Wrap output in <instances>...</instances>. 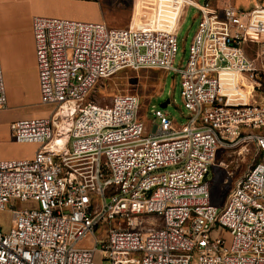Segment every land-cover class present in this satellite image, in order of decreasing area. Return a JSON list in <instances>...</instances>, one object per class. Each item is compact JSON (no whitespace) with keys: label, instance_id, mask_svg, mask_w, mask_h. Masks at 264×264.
<instances>
[{"label":"built area","instance_id":"obj_1","mask_svg":"<svg viewBox=\"0 0 264 264\" xmlns=\"http://www.w3.org/2000/svg\"><path fill=\"white\" fill-rule=\"evenodd\" d=\"M189 6L199 21L175 68ZM31 24L40 102L51 110L9 126L12 140L37 149L0 159V211L12 213L0 264H264V77L245 49L264 44V7L134 0L125 27L41 15ZM124 69L178 74L186 121L155 108L147 130L137 94L89 99ZM235 146L255 157L213 204L209 171L219 149Z\"/></svg>","mask_w":264,"mask_h":264},{"label":"crops","instance_id":"obj_2","mask_svg":"<svg viewBox=\"0 0 264 264\" xmlns=\"http://www.w3.org/2000/svg\"><path fill=\"white\" fill-rule=\"evenodd\" d=\"M105 1L109 4L114 2ZM124 1L126 5L127 2ZM102 2V0H0V61L7 96L6 106L0 109V159L31 158L37 145L12 140L10 123L20 119L45 117L51 110V105L40 102L32 17L36 15L64 17L109 24L108 11L103 8ZM129 2L132 8L134 0ZM205 2L212 8H222L226 4L242 9L264 6V0H204L203 3ZM139 3L140 0H135V4ZM130 17L131 14L127 23L121 24L122 27L128 25Z\"/></svg>","mask_w":264,"mask_h":264},{"label":"rangeland","instance_id":"obj_3","mask_svg":"<svg viewBox=\"0 0 264 264\" xmlns=\"http://www.w3.org/2000/svg\"><path fill=\"white\" fill-rule=\"evenodd\" d=\"M102 1L103 8L108 11L110 23L107 25L109 27H122L121 24L127 23L133 8L132 6L130 8L129 0H126V5H124V0H114L111 4L105 0ZM198 1L200 3L204 2V0ZM198 21V11L192 6L187 7L182 15L177 34V53L173 62L175 68L185 66L189 44L196 31ZM245 49L247 54L259 64L264 77V44L249 42ZM179 81L180 76L173 71L124 69L109 78L99 81L89 99L106 105L109 103L111 96L115 94L134 93L140 98L141 119H143L147 130L151 126L154 117L152 110L155 108H160L175 125H181L187 119V110L184 108L181 99ZM166 99H169V102L165 107H161V103ZM254 157L255 150L252 146L247 147L245 150L239 146L218 150L215 164L210 169L207 177L210 180V199L213 204L221 205L223 203L235 179L248 168ZM11 221L12 213L9 207L0 211V226L4 231L9 230L12 225ZM98 234L101 235V231ZM98 239H100V236H98ZM101 264H109V262L103 260Z\"/></svg>","mask_w":264,"mask_h":264},{"label":"water","instance_id":"obj_4","mask_svg":"<svg viewBox=\"0 0 264 264\" xmlns=\"http://www.w3.org/2000/svg\"><path fill=\"white\" fill-rule=\"evenodd\" d=\"M169 102V99H166V101H164L163 103H161V107H165L167 105V103Z\"/></svg>","mask_w":264,"mask_h":264}]
</instances>
